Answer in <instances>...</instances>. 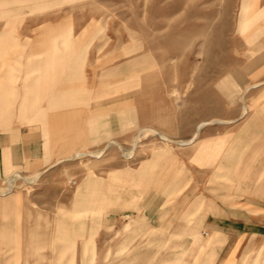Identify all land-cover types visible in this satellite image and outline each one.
<instances>
[{
  "label": "rangeland",
  "instance_id": "rangeland-1",
  "mask_svg": "<svg viewBox=\"0 0 264 264\" xmlns=\"http://www.w3.org/2000/svg\"><path fill=\"white\" fill-rule=\"evenodd\" d=\"M25 131L45 164L3 161L0 264H221L217 226L264 212V0H0Z\"/></svg>",
  "mask_w": 264,
  "mask_h": 264
},
{
  "label": "crops",
  "instance_id": "crops-1",
  "mask_svg": "<svg viewBox=\"0 0 264 264\" xmlns=\"http://www.w3.org/2000/svg\"><path fill=\"white\" fill-rule=\"evenodd\" d=\"M86 112L87 111H85V113ZM206 123V121L200 122L197 125L193 137L180 143L187 144L194 141L201 128ZM162 136L166 138L165 135ZM10 138L11 137L8 134L4 135V137L0 135V171L4 168L3 161L7 160H10L12 164L17 165L24 164V161H38L41 162L42 165L45 164L42 162L45 160L46 156L41 147L42 141L40 140V137L38 138L36 135H30L29 131H25L24 133H20V140L18 141L12 142ZM34 144H36V146ZM77 154L80 153L78 152ZM56 156L54 155L53 158ZM247 214L248 215L245 217H241L238 213H232L228 217L230 223L227 226L218 225V228L215 229L217 233H222L227 236V243L226 245L224 244L223 247L229 248L228 255H230L226 256L224 259L225 261L221 264H225L226 260L229 264H232L234 260L236 261V264H239L241 256L245 255L249 249H260L264 247V212ZM232 254H234V256H232Z\"/></svg>",
  "mask_w": 264,
  "mask_h": 264
},
{
  "label": "bare ground",
  "instance_id": "bare-ground-1",
  "mask_svg": "<svg viewBox=\"0 0 264 264\" xmlns=\"http://www.w3.org/2000/svg\"><path fill=\"white\" fill-rule=\"evenodd\" d=\"M202 127V126H201ZM143 133V132H142ZM100 154V153H99Z\"/></svg>",
  "mask_w": 264,
  "mask_h": 264
}]
</instances>
